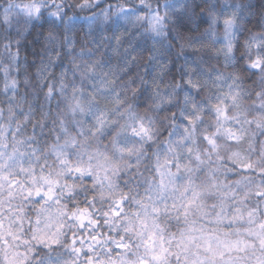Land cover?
Returning <instances> with one entry per match:
<instances>
[{
    "label": "clouds",
    "instance_id": "9594fccd",
    "mask_svg": "<svg viewBox=\"0 0 264 264\" xmlns=\"http://www.w3.org/2000/svg\"><path fill=\"white\" fill-rule=\"evenodd\" d=\"M0 264H264V0H0Z\"/></svg>",
    "mask_w": 264,
    "mask_h": 264
}]
</instances>
